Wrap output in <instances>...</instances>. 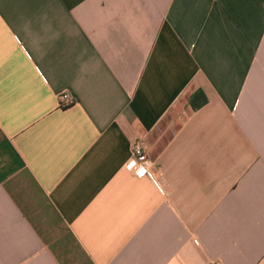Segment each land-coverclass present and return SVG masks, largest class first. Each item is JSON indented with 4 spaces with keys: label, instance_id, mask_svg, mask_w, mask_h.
Instances as JSON below:
<instances>
[{
    "label": "crops",
    "instance_id": "crops-1",
    "mask_svg": "<svg viewBox=\"0 0 264 264\" xmlns=\"http://www.w3.org/2000/svg\"><path fill=\"white\" fill-rule=\"evenodd\" d=\"M0 133V264H264V0H0Z\"/></svg>",
    "mask_w": 264,
    "mask_h": 264
},
{
    "label": "built area",
    "instance_id": "built-area-1",
    "mask_svg": "<svg viewBox=\"0 0 264 264\" xmlns=\"http://www.w3.org/2000/svg\"><path fill=\"white\" fill-rule=\"evenodd\" d=\"M60 108H68L75 104L74 98L68 92L58 94ZM125 169L138 178H148L156 181L154 162L149 157L145 143L142 139L133 142L131 156L125 165Z\"/></svg>",
    "mask_w": 264,
    "mask_h": 264
},
{
    "label": "trees",
    "instance_id": "trees-1",
    "mask_svg": "<svg viewBox=\"0 0 264 264\" xmlns=\"http://www.w3.org/2000/svg\"><path fill=\"white\" fill-rule=\"evenodd\" d=\"M207 103V99L206 97L201 94V95H198L193 101H192V105L195 109H199L201 108L202 106H204L205 104ZM1 135V133H0Z\"/></svg>",
    "mask_w": 264,
    "mask_h": 264
}]
</instances>
